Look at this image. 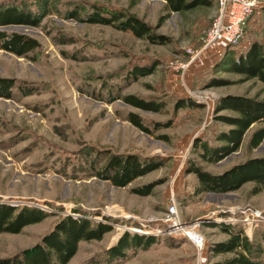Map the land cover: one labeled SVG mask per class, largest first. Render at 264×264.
<instances>
[{
  "label": "rangeland",
  "instance_id": "1",
  "mask_svg": "<svg viewBox=\"0 0 264 264\" xmlns=\"http://www.w3.org/2000/svg\"><path fill=\"white\" fill-rule=\"evenodd\" d=\"M205 1L169 12L164 0H0L34 12L45 6L49 11L37 27H1L35 38L40 45L24 56L0 49V78L16 81L10 97H0V202L42 208L47 216L19 233H0V258L35 244L67 215L112 226L100 240L81 241L67 264H211L234 255L209 250L212 243L229 237L221 226L242 231L249 241L264 247V223L254 222L250 229L244 224L248 213L264 215V186L256 195L250 194L254 183L247 182L230 193L194 196L196 176L187 172L192 162L220 173L247 158L264 156V139L256 148L248 146L259 123L245 132L236 152L217 163L201 161L193 148L195 139L210 142L217 130L230 128L218 116L237 113L215 114L221 96L264 101L262 82L231 70V62L251 43L264 47V0H257L241 40L227 47L203 46L218 0ZM93 5L106 15L121 12L139 18L150 26V33L162 36V42L65 17L74 9L86 15ZM141 66L153 70L130 77ZM23 90L31 92L23 94ZM118 94H134L162 108L145 111L121 99L108 100ZM187 99L193 105L177 106ZM129 112L140 115L150 132L132 125ZM107 152L134 153L160 160L162 166L116 187L96 175ZM142 185H152L148 195L131 192ZM171 199L183 220L206 219L198 227L205 240L202 250L185 238L147 235L155 238L154 243L127 249L124 257L112 262L106 260L105 250L124 233L146 235L137 229L161 227ZM219 218L232 222H218Z\"/></svg>",
  "mask_w": 264,
  "mask_h": 264
},
{
  "label": "trees",
  "instance_id": "2",
  "mask_svg": "<svg viewBox=\"0 0 264 264\" xmlns=\"http://www.w3.org/2000/svg\"><path fill=\"white\" fill-rule=\"evenodd\" d=\"M165 9L169 12H180L191 9L200 4H207L205 0H164ZM46 6L41 12L30 9H21L10 2L0 3V49L24 56L29 51L39 47L40 43L26 34L6 32L1 29L6 25H29L37 27L41 20L48 14ZM66 18L76 19L90 24L110 25L121 31H129L135 37L148 38L151 42H162V36L150 33L148 24L133 15L121 12L109 13L93 5L86 15H80L76 9L69 10ZM230 46V45H225ZM149 67H135L130 77L148 75L152 72ZM233 72L243 74L247 78H256L264 84V47L253 42L241 54L231 62ZM16 85L15 79L0 78V97L9 98L10 89ZM31 91L23 90V94ZM121 99L124 103L135 108L158 112L162 105L152 100L143 99L134 94H126L110 97L109 101ZM182 102V101H180ZM177 106L193 105V101L187 99ZM222 110H231L236 116H218L228 129L216 131L212 141L195 139L193 148L198 158L205 163H217L238 150L245 132L254 124H261L249 137L248 146L256 148L264 139V101L242 95H225L217 99L215 114ZM127 120L143 132L149 133V129L143 124L140 115L129 112ZM164 137V136H163ZM105 164L96 171V175L108 180L113 186L125 187L134 179L147 174L162 166L160 160L143 158L134 153H109L104 159ZM187 172L196 176L197 183L193 194L198 196L203 193L225 194L238 190L247 182H253L251 195L261 192L264 186V156L250 157L246 160L230 166L220 173H210L198 164L192 162L187 167ZM152 185H142L131 189V192L140 196L150 193ZM47 216L42 208L29 206H15L6 202H0V233L16 234L30 224L41 222ZM228 232L229 237L220 242L212 243L209 250L212 254L233 253L234 255L222 261L211 264H264V247L256 240L249 241L242 235V231L220 227ZM112 226L106 221H92L86 217L67 215L60 218L53 228L44 234L38 242L15 254L0 258V264H67L75 255L78 244L81 241L100 240L104 234L110 232ZM153 236L124 233L118 241L105 250L104 256L108 262L125 256L130 248L147 247L154 243Z\"/></svg>",
  "mask_w": 264,
  "mask_h": 264
},
{
  "label": "built area",
  "instance_id": "3",
  "mask_svg": "<svg viewBox=\"0 0 264 264\" xmlns=\"http://www.w3.org/2000/svg\"><path fill=\"white\" fill-rule=\"evenodd\" d=\"M256 6L257 0H218L215 16L202 38L203 46L219 43L222 45L237 44L243 36L244 25ZM205 220L189 222L183 220L179 215L175 201L171 199L160 219L161 227H153L149 230L138 228L139 231L136 232L146 235L166 234L185 238L200 251L205 247V240L198 227ZM218 220V222H232L231 219L223 221L222 218H219ZM257 221L264 223V215L260 211L246 214L244 224L250 229L252 223ZM142 228H145V225H142Z\"/></svg>",
  "mask_w": 264,
  "mask_h": 264
},
{
  "label": "bare ground",
  "instance_id": "4",
  "mask_svg": "<svg viewBox=\"0 0 264 264\" xmlns=\"http://www.w3.org/2000/svg\"><path fill=\"white\" fill-rule=\"evenodd\" d=\"M133 229V228H132ZM138 230V229H137ZM134 231H136L135 229H134Z\"/></svg>",
  "mask_w": 264,
  "mask_h": 264
},
{
  "label": "crops",
  "instance_id": "5",
  "mask_svg": "<svg viewBox=\"0 0 264 264\" xmlns=\"http://www.w3.org/2000/svg\"><path fill=\"white\" fill-rule=\"evenodd\" d=\"M202 207H204V208H205L206 206H202Z\"/></svg>",
  "mask_w": 264,
  "mask_h": 264
}]
</instances>
